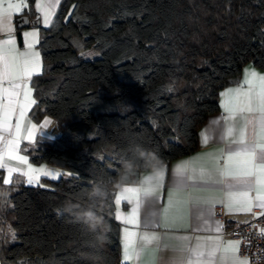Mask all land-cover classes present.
Wrapping results in <instances>:
<instances>
[{"label": "trees", "instance_id": "16d2710c", "mask_svg": "<svg viewBox=\"0 0 264 264\" xmlns=\"http://www.w3.org/2000/svg\"><path fill=\"white\" fill-rule=\"evenodd\" d=\"M39 32L31 115L60 133L27 153L63 173L45 186L0 180V264H122L115 193L147 170L132 146L163 164L197 146L221 89L246 63L264 70V0H60ZM93 207L104 243L75 218Z\"/></svg>", "mask_w": 264, "mask_h": 264}, {"label": "crops", "instance_id": "0c3cea01", "mask_svg": "<svg viewBox=\"0 0 264 264\" xmlns=\"http://www.w3.org/2000/svg\"><path fill=\"white\" fill-rule=\"evenodd\" d=\"M59 3L60 0H0V14L6 13L8 17L0 25V42L12 41L2 48L14 49L11 56L17 65L24 59L33 61L31 74L17 79L18 67L9 58L6 69L5 52L0 50V117L4 115L3 107L10 100L13 102L8 131L0 129V152L6 153L5 144L17 140V155L26 158V163H21L5 155L7 166L0 167V180L5 185L18 176L26 185L45 186V180H54L63 173L59 167L31 162L27 153L40 136L50 135V126H56L47 116L39 120L32 117L35 97L31 79L42 68L37 45L39 28L50 24ZM21 15H27L32 23L18 28L17 17ZM261 77L263 69L244 64L236 83L221 89L219 110L209 114L197 129V146L192 151L164 163L158 175L141 171L137 181L116 191L114 219L118 224L122 264H250L238 253L237 240L221 239L226 224L213 216V209L222 207L234 220L253 209L264 211V182L259 173V165L264 162L260 147L264 143V112L258 110L257 103V95L264 86ZM249 97L252 111H247ZM243 149L255 150L252 163ZM9 168L13 169L11 174ZM29 175L38 179L30 184ZM158 181H162L159 187ZM147 189H153L154 195L145 196ZM232 225L233 221L227 223ZM126 253L131 259L125 258Z\"/></svg>", "mask_w": 264, "mask_h": 264}, {"label": "built area", "instance_id": "2783aa9c", "mask_svg": "<svg viewBox=\"0 0 264 264\" xmlns=\"http://www.w3.org/2000/svg\"><path fill=\"white\" fill-rule=\"evenodd\" d=\"M47 131L53 136L60 133L56 126H50ZM213 216L226 224L221 232L223 241L237 240L238 253L245 256L250 264H264V211L253 209L242 218L234 220L222 207L216 206ZM230 221H233L234 225L227 226Z\"/></svg>", "mask_w": 264, "mask_h": 264}, {"label": "snow or ice", "instance_id": "6c2138e0", "mask_svg": "<svg viewBox=\"0 0 264 264\" xmlns=\"http://www.w3.org/2000/svg\"><path fill=\"white\" fill-rule=\"evenodd\" d=\"M17 11H19V8L17 9ZM7 19H8V17H7L6 13L0 14V25L4 24L7 21ZM11 44H12L11 39L0 42V50L5 52L3 59L5 60L6 69L9 67L7 61L9 58H11L13 61V65L18 67L19 74H17L15 76V78L19 79L20 75H30L31 74L30 69L33 65V61L30 59H24L22 62H20L17 65L15 58L11 56V53L14 51V49H11V48L3 49L2 48V46H4V45H11ZM261 81H262V85H264V77H261ZM16 87H19V86L16 85ZM5 92H7V90H5ZM8 95L13 96V95H15V93H8ZM26 99H27V96H26ZM12 103L13 102L10 100L9 105L3 107L4 115L2 117H0V129H3L4 131H8L7 119H8V115L13 110L11 107ZM248 103H249V106L247 107V111H252L253 109L251 107V97H249ZM257 103H258V110L261 112H264V86L261 87V91L257 95ZM21 115H23V111H21ZM230 131H231V129H230ZM262 131H264V128H262ZM19 133H20V127H19V125H17L16 135L19 136ZM0 139H2V137H0ZM262 139H264V137H262ZM5 147L7 149V152L6 153L0 152V167H6L7 166L5 163V160H4L5 155H7L9 160L16 159V160H19L21 163H26L25 157L17 155V152H18V141L17 140L7 142L5 144ZM260 147H261L262 151H264V143H262L260 145ZM242 151L247 157H249L248 162L252 163V161L255 159V150L254 149H252V150L243 149ZM237 154H239V153H237ZM229 158L231 159V157H229ZM261 160L264 161V156H261ZM12 171H13V169L9 168V174H11ZM16 171H20V169H16ZM31 171H35V170H31ZM259 173H260L261 182H264V162H262L259 165ZM249 174H251V173H249ZM34 179H38V177H33V176L29 175L27 182L31 184ZM5 182H8V181H5ZM161 184H162V181H158L157 187L161 186ZM144 195L145 196L154 195V190L153 189H147L144 191ZM135 198L137 199V201L139 200V193H136ZM116 202L119 203L120 198H118ZM248 210L250 211L251 209L249 208ZM125 258L131 259V257L129 255H127V253H126ZM241 264H247V262L242 261Z\"/></svg>", "mask_w": 264, "mask_h": 264}, {"label": "clouds", "instance_id": "9594fccd", "mask_svg": "<svg viewBox=\"0 0 264 264\" xmlns=\"http://www.w3.org/2000/svg\"><path fill=\"white\" fill-rule=\"evenodd\" d=\"M131 150L145 162L149 174L158 175L162 171L163 161L158 153L146 149L142 145H134ZM124 168L126 173L132 171L134 169V163L132 161H124ZM90 195L94 196L98 201H102L104 197L103 190L99 187H93ZM95 208H89L82 213L76 214L75 218L78 221L86 223L91 231L97 233V238L100 243H104L106 240V232L109 229L105 225L103 217L98 215ZM65 210L72 213L67 204L65 205Z\"/></svg>", "mask_w": 264, "mask_h": 264}, {"label": "water", "instance_id": "95a60500", "mask_svg": "<svg viewBox=\"0 0 264 264\" xmlns=\"http://www.w3.org/2000/svg\"><path fill=\"white\" fill-rule=\"evenodd\" d=\"M32 21L29 20V17L27 15H21L17 17V27L20 28L22 26H27L29 24H31ZM17 36L19 37L20 34L17 33Z\"/></svg>", "mask_w": 264, "mask_h": 264}, {"label": "rangeland", "instance_id": "374dc122", "mask_svg": "<svg viewBox=\"0 0 264 264\" xmlns=\"http://www.w3.org/2000/svg\"><path fill=\"white\" fill-rule=\"evenodd\" d=\"M66 172V171H65ZM57 179V178H56Z\"/></svg>", "mask_w": 264, "mask_h": 264}]
</instances>
